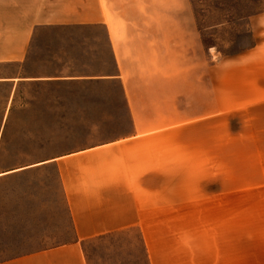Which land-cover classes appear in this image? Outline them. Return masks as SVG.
Instances as JSON below:
<instances>
[{"label": "crops", "instance_id": "obj_1", "mask_svg": "<svg viewBox=\"0 0 264 264\" xmlns=\"http://www.w3.org/2000/svg\"><path fill=\"white\" fill-rule=\"evenodd\" d=\"M261 22L248 18L249 47L214 59L190 0H0V65L18 66L0 75L5 111L18 86L21 116L51 119L50 136H23V161L0 169V264H88L85 240L130 227L147 264H264L230 233H154L165 162L186 160L159 152L170 142L156 132L264 103Z\"/></svg>", "mask_w": 264, "mask_h": 264}, {"label": "rangeland", "instance_id": "obj_2", "mask_svg": "<svg viewBox=\"0 0 264 264\" xmlns=\"http://www.w3.org/2000/svg\"><path fill=\"white\" fill-rule=\"evenodd\" d=\"M190 2L204 50L214 59L253 43L248 18L264 11V0ZM260 28L264 37V22ZM17 70L14 63L0 65V75H13ZM17 88L5 111L10 92L8 83H0V169L23 161V136L51 134L49 111L39 113L37 118L34 114L30 118L28 114L27 118L21 116ZM30 119L38 120L40 127L20 129V121ZM54 133L61 136L63 131ZM156 136L170 142L156 146L159 152L186 154V160L165 162L171 176L164 179L172 191L156 193V205L165 207H156L155 239L159 242L175 234H203V238L213 234L220 239L230 233L236 249L250 243L252 259L258 261L264 256L260 248L264 243V103L222 113L215 121L156 132ZM31 157L27 153V160ZM178 188L186 191H173ZM197 239L188 237L184 243L193 247ZM82 246L88 264H147L146 247L136 227L85 240Z\"/></svg>", "mask_w": 264, "mask_h": 264}]
</instances>
